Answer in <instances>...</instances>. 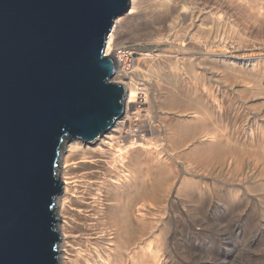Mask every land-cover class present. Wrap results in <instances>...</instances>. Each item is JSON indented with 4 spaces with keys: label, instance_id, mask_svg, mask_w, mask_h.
Returning <instances> with one entry per match:
<instances>
[{
    "label": "bare ground",
    "instance_id": "6f19581e",
    "mask_svg": "<svg viewBox=\"0 0 264 264\" xmlns=\"http://www.w3.org/2000/svg\"><path fill=\"white\" fill-rule=\"evenodd\" d=\"M208 14L206 0H130L129 8L114 18L105 53L116 64L112 80L125 91L123 108L95 140L72 138L61 148L57 169L61 193L55 211L60 220L59 264H146L148 250L155 254L156 264H162L172 252L165 238L148 244V221H171L177 211L174 190L206 189L209 167L237 154L210 129L214 110L219 119L224 117L225 95L218 87L210 89L205 55L196 66L186 53L181 60L169 55L187 51L173 40L181 42L190 34L204 35L206 42ZM140 28L148 29L147 41L168 44L173 51L144 52L130 66L118 41ZM146 116L161 131V139L133 130L132 117ZM242 139L243 145L249 141L255 147L254 153L264 150V129L261 132L259 126L243 132ZM178 163L183 166L181 181ZM196 174L200 181L194 180ZM240 193L230 192L236 205L218 217L226 232L238 222ZM201 207L196 219L187 214L183 229L208 223V212ZM158 209H165V218L155 216ZM190 243L183 247L188 263L196 255L193 235Z\"/></svg>",
    "mask_w": 264,
    "mask_h": 264
},
{
    "label": "water",
    "instance_id": "95a60500",
    "mask_svg": "<svg viewBox=\"0 0 264 264\" xmlns=\"http://www.w3.org/2000/svg\"><path fill=\"white\" fill-rule=\"evenodd\" d=\"M129 1L0 0V264H59L61 148L121 115L105 48Z\"/></svg>",
    "mask_w": 264,
    "mask_h": 264
},
{
    "label": "rangeland",
    "instance_id": "374dc122",
    "mask_svg": "<svg viewBox=\"0 0 264 264\" xmlns=\"http://www.w3.org/2000/svg\"><path fill=\"white\" fill-rule=\"evenodd\" d=\"M206 2L209 12L206 42L204 35L190 34L185 40L180 39L181 42L173 40L188 50L169 55L181 60L186 53L195 66L202 61L201 54L205 55L210 89L214 92L218 87L225 95L224 117L219 119L212 109L210 129L221 135L223 144L234 148L237 154L235 152L222 165L209 167L206 189L174 190L172 198L177 211L169 222L164 223V219L148 221L147 242L154 246L165 238L172 253L170 258L161 259L162 264H264V150L254 153L255 147L247 144L249 141L244 145L240 141L243 132L249 133L256 126L261 132L264 129V0ZM147 33V28L132 29L127 32L126 39L118 41V46L130 53L127 56L130 66L144 52L173 51L168 44L156 46L147 41ZM132 118L133 130L139 135L146 134L149 139L162 138L161 131L154 128L147 116L140 120ZM256 138L259 139V135ZM147 145H150L149 141ZM177 169L181 181L183 166L178 163ZM194 180L200 181L201 175H194ZM238 190L241 192L239 197H243L241 206L235 210V214H239L238 222L226 232L218 217L227 214L229 206L235 207L230 192ZM201 205L208 212V223L203 221L202 225H190L188 231L183 229L182 223L188 222L187 214L196 219ZM164 211L158 209L155 216L165 218ZM222 221L224 223L226 218ZM192 235L197 245L194 247L196 255L193 262L188 263L183 247L191 245ZM211 252L219 256H213ZM146 260V264L157 263L151 250H148Z\"/></svg>",
    "mask_w": 264,
    "mask_h": 264
},
{
    "label": "built area",
    "instance_id": "2783aa9c",
    "mask_svg": "<svg viewBox=\"0 0 264 264\" xmlns=\"http://www.w3.org/2000/svg\"><path fill=\"white\" fill-rule=\"evenodd\" d=\"M125 51H126V50H125ZM126 53H127L126 55L129 56L130 53H129L128 51H127ZM127 56H126V58H127Z\"/></svg>",
    "mask_w": 264,
    "mask_h": 264
}]
</instances>
